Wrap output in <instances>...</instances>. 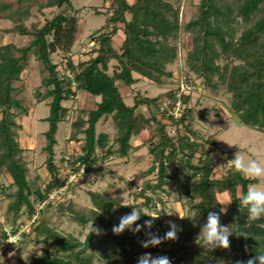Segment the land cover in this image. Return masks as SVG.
Returning a JSON list of instances; mask_svg holds the SVG:
<instances>
[{
	"label": "trees",
	"instance_id": "obj_1",
	"mask_svg": "<svg viewBox=\"0 0 264 264\" xmlns=\"http://www.w3.org/2000/svg\"><path fill=\"white\" fill-rule=\"evenodd\" d=\"M173 1L176 0H110L105 26L90 35L91 56L76 63L70 53L78 19L68 11L73 8L71 0H45L43 4L38 0L0 3L1 17L13 24L6 31L31 36L24 45L0 44V174L8 173L15 186L13 192L6 193L9 198L6 214L13 225L17 226L22 212L30 219L35 205L65 185L67 177L60 176L55 160V134L59 122L65 121L69 113L62 102L76 97L79 92L100 96V101L93 109H80L71 122L68 139L80 142V149L62 156V164H68L72 172L82 169L84 173H91L100 161L127 158L140 146L147 148L150 157V166L142 176L151 178L132 193V203L122 204L116 196L89 190L90 208L76 210L71 203L64 207L81 226L89 224L83 240L61 233L46 219L34 220L31 231L48 247L20 264H137L144 253L153 257L167 256L171 264H237L264 252V219H248V210L240 203L249 185L257 180L244 178L232 165L223 170L216 168V142L191 126L194 107L189 106L190 94L183 93L177 98L178 87L153 97L132 93L129 105L119 88V83L131 87L140 78L162 83L164 78L172 77L173 72L167 66L178 59V34L183 28L190 34L191 43L185 58L187 71L212 88L224 86L230 94L229 110L238 123L263 132L264 0H201L197 16L183 25L179 5H174ZM33 6L55 7L60 11L45 19L41 26L28 29L25 21ZM118 31L122 32V38L116 46L113 37ZM55 52L63 53L61 70L59 63L52 60ZM32 55L44 72L34 95L38 101L47 99L49 106L44 118L48 128L44 131L42 148L46 153L49 179L44 184L39 183L38 176L28 178L24 149L18 141L21 124L16 120L20 114L27 115L30 109L24 104L22 89L14 83L21 80ZM66 70L72 77L65 75ZM187 75L185 79L191 84ZM164 97L166 106L161 107ZM177 102L182 108L176 115ZM141 106L156 111L145 115L138 111ZM107 116L116 127L113 137L96 131V124ZM200 117L206 120V115ZM168 127H172L173 133ZM141 131H146L147 137L139 145H133L131 138ZM169 183L176 184L187 197L188 211H195L197 219L192 226L190 221L183 224L178 240L143 248L140 242L147 239V232L160 237L166 233L162 222L165 211L157 206L165 205L164 196L169 195L165 187ZM0 191L5 192L2 186ZM224 192L233 202L227 214H221V223L230 225L233 232L246 233L248 238L234 233L229 249L210 250L199 235L208 213L219 210V194ZM133 207L141 209L138 224L152 219L145 213L154 212V216H159L154 226L139 233L125 230L114 234L113 226L119 224L122 216L131 214ZM59 208L63 209L61 205ZM92 223L94 228L102 230L101 234L92 232ZM24 236L26 232L22 233V238ZM5 237V232L0 230V241ZM22 238L9 246H16Z\"/></svg>",
	"mask_w": 264,
	"mask_h": 264
},
{
	"label": "rangeland",
	"instance_id": "obj_2",
	"mask_svg": "<svg viewBox=\"0 0 264 264\" xmlns=\"http://www.w3.org/2000/svg\"><path fill=\"white\" fill-rule=\"evenodd\" d=\"M15 1L0 0V3L15 4ZM38 1L41 4L45 2V0ZM109 2L110 0H71L73 8L68 9V11L75 14L78 19V31L71 48V57L74 63L86 60L91 56L89 52L93 48V43L90 35L105 26ZM200 2L201 0L173 1L174 5H179L180 23L182 25L197 16ZM59 11L60 9L55 7L38 9L33 6L30 10L29 18L25 21V25L28 29L39 27L44 23L45 19L52 17ZM12 25L9 20L2 18L0 14V44L7 42H14L17 45L27 44L31 36L6 31ZM121 38L122 32L118 31V34L113 37L116 46L120 44ZM190 46V34L181 28L178 34V59L167 66V69L173 72L172 77L164 78L162 83H154L146 78H140L131 87L119 83L125 103L132 104V93L139 92L142 95L153 97L168 89H174L178 86L179 80L185 78L186 74H188L187 78L193 86L189 102V106L194 107V121L191 126L216 142L214 157L217 159V167L222 165V167L216 168L222 170L229 168L231 166L230 160L234 159L238 151L247 158L264 161V131H256L238 123L237 117L229 110L230 94L224 89V86L219 85L212 88L210 84H203L201 78L187 71L185 58ZM51 57L54 62L59 63V69L61 70L64 59L63 53L55 52ZM30 59L28 67L21 74V80L14 83V85L22 89L21 95L24 104L30 108L27 115L20 114L17 116L16 120L21 124V129L18 130V141L24 149L23 157L28 166V178L32 179L38 176L39 183L44 184L49 179V174L45 167L46 153L42 149L45 145L44 131L48 128V123L44 118L49 113V106L47 99L38 101L34 95L36 87L41 83L44 72L41 64L33 55ZM41 91L44 92V88ZM96 101H100V96L79 92L76 97L62 102L64 106L68 107L69 113L67 119L58 124L55 134L57 143L54 146V152L55 160L59 164L60 176L67 177L65 182L67 187L61 189V192L57 194L49 208L39 209L36 218V220L40 218L46 219L51 227L61 233L72 234L81 240L85 238L89 224L81 226L74 221L67 209H64L67 204L71 203L76 210L85 211L90 208L91 203L87 193L89 190L106 192L111 196H116L120 198L122 204L132 203L134 199L132 193L141 188L143 183L151 178V176H142V173L150 166V157L145 146H140L127 158H109L106 161H100L91 173H84L81 170L72 172L69 166L66 168L62 164L60 161L62 156L74 154L80 149V142L68 139L71 122L79 114L80 109L90 110L95 108ZM163 101H166V97L161 100V107L166 106ZM181 108V104L176 103L174 110L176 115ZM138 111L149 115L150 112H155L156 110L152 107L141 106ZM201 115H206V120H203L200 117ZM168 130L173 133L172 127H168ZM96 131L107 132L110 137L114 136L116 127L110 116L102 118L96 124ZM146 137L147 132L141 131L138 135L131 138V143L139 145ZM261 184H264V181H257L251 185L259 186ZM0 186L5 190L4 193L0 191V216H2L9 202L6 193H11L15 190L8 173L2 172L0 174ZM165 188L169 192V195L164 196L166 203L165 205H158L157 208L165 211L162 222L166 232L169 230L168 221H173L182 229L184 228L183 224L189 221L191 226L194 225L197 213L188 211L187 197L181 194L179 187L174 183H169ZM219 199L220 201L229 199L228 194L226 192L219 194ZM59 205L63 209H60ZM148 214L155 215L154 212H148ZM27 219V213L22 212L20 217L22 223L25 224ZM0 221V223L5 225V220ZM7 226L8 224L6 223ZM31 227L32 224L24 227L26 228V236L22 238L19 244L13 247L8 246L4 251H1L0 264L28 262L32 256L44 252L48 245L40 242L34 236Z\"/></svg>",
	"mask_w": 264,
	"mask_h": 264
},
{
	"label": "clouds",
	"instance_id": "obj_3",
	"mask_svg": "<svg viewBox=\"0 0 264 264\" xmlns=\"http://www.w3.org/2000/svg\"><path fill=\"white\" fill-rule=\"evenodd\" d=\"M233 169L240 173L246 179H254L257 181H264V161L247 158L243 153L238 151L234 159L230 160ZM222 167V165L217 168ZM233 201L230 199L221 200L219 202L218 211H210L207 215L206 223L201 227L200 235H202L204 244L208 249L214 250L216 248L229 249L230 237L235 233L238 237L242 236L248 238L246 233L233 232L230 225H223L221 223V214H227L228 206ZM241 205L248 210V219L256 221L264 219V184L251 185L248 187L247 193L243 195ZM130 206V205H124ZM152 219L144 221V224H138L137 221L141 218V209L133 207L131 214H125L119 220V224L113 226V233L116 235L122 234L125 230L133 233H139L143 229H151L154 226L155 219L159 216L149 215ZM180 217V216H179ZM181 218V217H180ZM169 230L163 237L157 233L147 232V239L141 241L143 248L157 247L166 240H178V232L182 231L173 221H168ZM93 233L101 234L102 230L91 225ZM137 264H171L170 258L167 256L153 257L150 253H144L138 258ZM237 264H264V252L256 254L246 262L238 261Z\"/></svg>",
	"mask_w": 264,
	"mask_h": 264
},
{
	"label": "built area",
	"instance_id": "obj_4",
	"mask_svg": "<svg viewBox=\"0 0 264 264\" xmlns=\"http://www.w3.org/2000/svg\"><path fill=\"white\" fill-rule=\"evenodd\" d=\"M65 75H67L68 77H72L71 73L66 70L65 71ZM178 91L176 92V97L180 98L181 94H190L192 92L193 86L186 81L185 78H182L179 80L178 83ZM177 104H179V102H177ZM65 167L67 168V164H64ZM82 171V169H81ZM67 186L64 185V187L62 188H66ZM56 189L54 190L52 193L49 194V196L40 204L35 205V212L34 214L31 216L30 219H27L26 223H22V220H20V218L16 221L17 226L13 225V223L7 219V214L6 211L3 212V215L0 216V220H5V225H3V223H0V230H2L3 232H5L6 237L4 239H2L0 241V253L1 251H4L6 249V247H8L10 244L12 243H16L18 240H20L22 238V233L25 232L24 228L27 225H30L34 222V220H36L37 218V211H39V209L44 208L46 205H48L49 203H52L55 198L57 197V194L59 192H61V189ZM5 217V219H4ZM1 222V221H0ZM6 223L8 224V226L6 227ZM17 231L15 233L12 232V230L14 228H17Z\"/></svg>",
	"mask_w": 264,
	"mask_h": 264
},
{
	"label": "crops",
	"instance_id": "obj_5",
	"mask_svg": "<svg viewBox=\"0 0 264 264\" xmlns=\"http://www.w3.org/2000/svg\"><path fill=\"white\" fill-rule=\"evenodd\" d=\"M71 54V53H70ZM122 93V92H121ZM123 95V94H122ZM97 102V101H96Z\"/></svg>",
	"mask_w": 264,
	"mask_h": 264
}]
</instances>
